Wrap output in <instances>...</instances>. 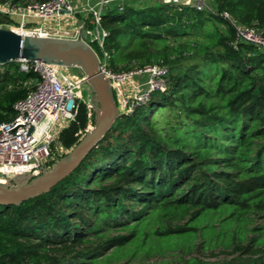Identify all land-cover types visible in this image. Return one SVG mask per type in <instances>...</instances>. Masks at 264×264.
<instances>
[{
  "label": "trees",
  "instance_id": "16d2710c",
  "mask_svg": "<svg viewBox=\"0 0 264 264\" xmlns=\"http://www.w3.org/2000/svg\"><path fill=\"white\" fill-rule=\"evenodd\" d=\"M231 22L264 37V0L103 9V45L89 43L101 62L105 52L114 74L164 66L165 86L119 114L47 193L0 205V264H264V47L238 40ZM15 25L0 14V28ZM39 80L0 64V123ZM163 109L177 116L161 127ZM89 123L79 102L58 135L65 154Z\"/></svg>",
  "mask_w": 264,
  "mask_h": 264
},
{
  "label": "built area",
  "instance_id": "2783aa9c",
  "mask_svg": "<svg viewBox=\"0 0 264 264\" xmlns=\"http://www.w3.org/2000/svg\"><path fill=\"white\" fill-rule=\"evenodd\" d=\"M116 1L119 0H97L93 5L86 4L83 12L92 16L93 26L92 29L84 31L89 40L88 44L96 42L100 48L102 47L107 34L100 28V16L108 4ZM162 1L173 2L172 0ZM206 5L207 0H195L194 2V8L197 11L203 10ZM74 13L75 8L70 0L44 2L33 0L25 5L11 3L0 5V14L12 20L18 19L11 30L21 35L67 38L70 34L69 30L57 29L49 32L41 26L30 27L29 24L33 21H45L59 15L68 16ZM231 24L235 28L238 40L264 47V37L259 30L241 28L233 22ZM80 28L83 30L84 26ZM103 57V62L100 60V71L109 79L112 89L121 91L127 86L130 90V95L121 94L124 114L130 113L136 104H145L150 93L163 89L165 86L168 70L164 66L153 65L114 74L106 67L107 54L105 52H103ZM18 63L22 72L33 70L39 75L40 80L33 90L15 103L14 118L9 122L0 123V176L11 180L16 178L31 180L40 176L45 169L65 154L57 143L62 127L60 122L69 123L74 119L79 102H84L80 100V89L86 82L83 75L75 77L68 69L55 65L25 60L18 61ZM139 78L142 80L141 84L136 82ZM87 108L88 115L91 116V107L88 104ZM92 126V123H89L85 133Z\"/></svg>",
  "mask_w": 264,
  "mask_h": 264
},
{
  "label": "water",
  "instance_id": "95a60500",
  "mask_svg": "<svg viewBox=\"0 0 264 264\" xmlns=\"http://www.w3.org/2000/svg\"><path fill=\"white\" fill-rule=\"evenodd\" d=\"M22 60L79 70L98 108L92 128L49 170L22 184L15 183L14 187L0 186V205L19 204L47 193L81 164L119 117L110 81L100 71V59L80 34L75 38L21 35L0 28V64Z\"/></svg>",
  "mask_w": 264,
  "mask_h": 264
},
{
  "label": "rangeland",
  "instance_id": "374dc122",
  "mask_svg": "<svg viewBox=\"0 0 264 264\" xmlns=\"http://www.w3.org/2000/svg\"><path fill=\"white\" fill-rule=\"evenodd\" d=\"M154 1H156V0H119V1L113 2L112 4L113 5H119V4H124V3H130V4H134V7L138 8V7L149 5V4L153 3ZM172 1L175 3H181V4L186 3V4L193 6V7H194V2H195V0H172ZM209 6H210V8L212 7L211 2L209 3ZM6 29H11V27H7ZM86 35L87 34L84 32L81 37L85 42H88L89 40H88V37ZM68 71L70 72V74H72L75 77H80L82 75L81 72L77 69H68ZM136 82H137V84H141L142 80L139 78V79H136ZM122 89L123 90H121V91H119L117 89H112L119 114L123 113V111L125 110L123 108V104H122V100H121V97H122L121 94L130 95V90L127 86L122 88ZM131 95L133 96L132 93H131ZM137 95H138V93H137ZM92 98H93V93H92L91 89L89 88V86L87 84H84L80 89V100L86 102L88 104V106L91 107V109H90L91 117L94 118V122H95L96 110L98 108V105ZM176 116H177L176 113L174 111H170L169 109H163L162 111H159L155 115L156 119L158 120V124L161 127L167 125V123L175 122ZM60 123H61L60 126H63V127H61L62 129L68 124L66 121L65 122L61 121ZM51 167L52 166H50L48 169H45V170H49ZM26 181H27L26 178H16V179L11 180L9 178H5V177L0 176V186H4V187H12V183L22 184ZM258 222H259V224H264V221H258ZM218 258L222 259L223 256L218 255ZM134 264H142V263H140V261H135Z\"/></svg>",
  "mask_w": 264,
  "mask_h": 264
},
{
  "label": "crops",
  "instance_id": "0c3cea01",
  "mask_svg": "<svg viewBox=\"0 0 264 264\" xmlns=\"http://www.w3.org/2000/svg\"><path fill=\"white\" fill-rule=\"evenodd\" d=\"M73 7L75 8V13L68 16L59 15L54 18L47 19L45 21H33L31 22L30 27L41 26L46 30H69L70 34L68 38H75L78 34L82 36L85 31V19L88 16V13L83 12L87 3L93 5L97 0H70ZM14 22H17L18 19L14 18ZM80 26H84V29L81 30ZM63 127V126H62ZM62 129V128H61Z\"/></svg>",
  "mask_w": 264,
  "mask_h": 264
}]
</instances>
